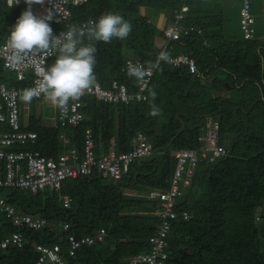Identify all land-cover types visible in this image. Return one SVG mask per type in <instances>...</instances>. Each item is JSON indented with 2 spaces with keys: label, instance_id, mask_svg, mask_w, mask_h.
I'll use <instances>...</instances> for the list:
<instances>
[{
  "label": "trees",
  "instance_id": "1",
  "mask_svg": "<svg viewBox=\"0 0 264 264\" xmlns=\"http://www.w3.org/2000/svg\"><path fill=\"white\" fill-rule=\"evenodd\" d=\"M237 1L87 0L72 7V26L97 20L107 12L121 14L132 25L124 39L95 41L86 33L83 37V43L97 49L95 82L104 87L116 78L135 91L140 80L123 70L125 58L138 59L145 66L157 61L161 46L156 42L160 29L150 18L154 10L167 13L172 22L175 10L186 4L189 13L180 25L200 27L202 33L168 42L167 59L157 67L146 101L113 103L86 98V117L78 126H45L32 118L29 129L38 133L34 146L48 157L66 150L61 134L70 138L69 147L82 154L88 128L99 156L112 149L129 151L139 134L161 150L130 163L121 179H108L95 171L65 179L60 192L46 188L33 194L0 187V196L18 213L40 214L49 222L42 230L23 229L26 243L1 249L0 264H35L41 254L37 243L59 244L64 264H131L133 255L149 250L148 239L161 219L155 213L158 200L129 193L168 188L176 163L171 151L195 148L209 115L220 123V143L227 154L214 162L201 158L191 184L177 198L176 210L193 216L185 220L179 215L172 222L167 238L173 251L169 260L173 264H264V39L260 31L254 39H245L240 19L234 27L231 13ZM26 7L23 1L9 9L6 0H0L1 37L11 32ZM140 10L151 12L141 14ZM54 18L50 22L53 33L65 31L67 24ZM179 53L191 54L203 75L196 76L184 64L173 66L168 57ZM58 55L49 59L48 69ZM5 71L0 60V81L30 86L29 80L16 81L14 71L10 76ZM226 83L239 93L226 94ZM154 106L159 109L156 116L150 115ZM60 194L72 197L70 207L64 206ZM4 220H0V237L17 229ZM65 223H70L68 230L63 229ZM101 228L106 230L103 241L69 253V235L81 238Z\"/></svg>",
  "mask_w": 264,
  "mask_h": 264
},
{
  "label": "built area",
  "instance_id": "2",
  "mask_svg": "<svg viewBox=\"0 0 264 264\" xmlns=\"http://www.w3.org/2000/svg\"><path fill=\"white\" fill-rule=\"evenodd\" d=\"M20 0L18 6L22 3ZM87 0H45L39 4L43 11L54 14L55 22H65L67 30L72 27V7L81 5ZM254 0H241L240 6V27L245 39H253L256 34V17L253 12ZM13 6V7H14ZM188 6L184 4L179 10H175L174 20L164 28L166 43L161 46L157 61L153 65L145 64L131 57H126L122 68L129 69L130 66L142 67L147 75L140 79L138 88L129 91L126 83L114 78L108 87L95 82L90 88L77 99H70L64 106L51 103V109L56 113L58 122L61 125L72 124L78 126L85 118L83 106L86 98L92 100L107 101L113 103H129L135 101H146V92L150 81L161 61V54L165 55V49L169 41L178 40L183 35H190L193 32L201 34L202 29L194 25L182 26L180 22L187 17ZM93 21V20H91ZM87 21L77 24V27L87 25ZM63 31V32H65ZM9 33L0 38V60L4 68L16 73L15 80H29L30 86L9 85V82L0 81V187L7 189L29 190L33 194L42 189L61 190L62 183L67 178H74L81 174H91L97 171L108 179H121L129 170L130 163L143 158L150 157L157 153L147 138L139 134L136 142L129 151H109L99 156L95 152L93 133L90 128L85 131L84 150L82 154L77 148L69 147L70 138L61 134L65 151L57 157H48L42 154L34 146L38 133L29 129L30 125L25 121L24 102H29L33 97L42 99L48 98L42 90L44 76L48 70V61L58 51L41 52L33 50L29 52L20 62H15L13 57L15 51L8 43ZM206 43V41L204 42ZM166 56V55H165ZM168 61L176 66L186 65L191 73L202 76L195 58L188 53L171 55ZM26 90H35L36 95L30 100H25ZM199 144L194 149H178L172 152L176 158L175 169L169 188L160 191L151 190L146 194H138L149 199H157L159 206L155 211L161 219L156 232L150 236L148 242L150 248L130 258L131 264H171L169 257L171 246L167 240L171 231L172 222L181 215L183 219L190 220L193 214L189 211L179 212L176 210V200L186 191L191 184L196 164L201 158L214 162L218 157H224L227 149L220 143V123L211 115L206 117L205 126L198 136ZM210 154V155H209ZM63 204L70 207L72 197L60 194ZM0 211L4 213V219L14 225L17 229L5 234L0 238V250L8 247H23L26 238L23 229L42 230L48 224V219L42 215L18 213L13 204L5 196H0ZM4 220V221H5ZM70 223L63 224V229L68 230ZM106 236L105 228L98 232L78 238L76 235H69L71 255L82 245H94L101 242ZM36 248L40 251L39 259L35 264H64L62 248L59 244L45 245L37 243Z\"/></svg>",
  "mask_w": 264,
  "mask_h": 264
},
{
  "label": "clouds",
  "instance_id": "3",
  "mask_svg": "<svg viewBox=\"0 0 264 264\" xmlns=\"http://www.w3.org/2000/svg\"><path fill=\"white\" fill-rule=\"evenodd\" d=\"M23 1L27 7L21 12L8 38L10 47L15 51L13 60L15 62H20L24 56L33 50H39L41 52H52L53 50H57L59 55L55 63L50 66L44 76L42 90L46 92L47 97L53 103L61 106H64L70 99L74 100L79 98L84 91L90 88L95 82L94 66L96 64L95 53L97 49L94 44L83 43L85 33L89 40L109 42L113 38L124 39L132 30L131 23L121 14L107 12L101 15L97 20L90 21L83 27L72 26L65 32L54 34L50 23L54 18V14L47 12L43 16H38L32 10V5L37 4L39 6V4H44L45 0ZM19 3L20 0H6L9 9ZM39 9H41L40 6ZM188 13L189 10L187 11V16ZM161 59H167V57L162 53ZM128 74L136 77L138 80L143 79L147 75L146 71L138 66H130ZM36 94L35 90H26L23 98L25 100H30L32 96ZM158 114L159 109L154 106L150 115L156 116ZM58 123L57 120V124ZM155 150H157L156 154H158L161 149ZM175 150H172L171 153ZM163 189L167 188H149L148 191L143 189L140 190V193L146 194L151 190L160 191ZM172 252L171 250L170 256ZM169 263H171L170 260Z\"/></svg>",
  "mask_w": 264,
  "mask_h": 264
},
{
  "label": "rangeland",
  "instance_id": "4",
  "mask_svg": "<svg viewBox=\"0 0 264 264\" xmlns=\"http://www.w3.org/2000/svg\"><path fill=\"white\" fill-rule=\"evenodd\" d=\"M240 6H241V0H238L237 1V7L235 6L236 7L235 10L231 13L232 17H233L234 27L238 26V20L240 19V12H239ZM253 9H256V8L254 7ZM33 12L36 15H38V16H43V15H45L47 13L46 11H43V10L39 9V6L35 5V4L33 5ZM150 12H149V10H144V12L142 10H140L141 14H144V13L148 14ZM154 13L155 14L154 15L152 14L150 16V18L156 24V26H158L160 31L163 30V27L166 24L169 25L171 23V21H170L171 18L167 16L168 15L167 13L162 12L160 10H158V12H157V10H154ZM136 15H138V13ZM255 15L257 16V13H255ZM255 27H256V32L259 33V31H260L261 33H264V20H263V23H256ZM239 34H240V31H239ZM260 38L264 39V36H261V34H260ZM156 42L160 46L164 45L166 43L165 36L161 35V34L158 35V37L156 39ZM4 74L6 76H10V75H13L14 72L11 71V70L6 69ZM217 74L219 75V73H217ZM224 91H225L226 94H230V95L231 94L236 95V94L239 93V90H234V88H231L228 83H226V90H224ZM44 101H46V98H42L41 100H37L35 98L31 99L30 102L28 103V105L30 106L29 112L31 114H37V115H39L40 112H45L46 115H50L51 109H48V105L46 103H44ZM42 121H44V119ZM112 150L115 151L114 149H112ZM143 158H147V157H143ZM137 160H139V159H137ZM129 194L130 195H138L140 193L131 192ZM0 220L1 221L4 220V213L1 212V211H0Z\"/></svg>",
  "mask_w": 264,
  "mask_h": 264
},
{
  "label": "crops",
  "instance_id": "5",
  "mask_svg": "<svg viewBox=\"0 0 264 264\" xmlns=\"http://www.w3.org/2000/svg\"><path fill=\"white\" fill-rule=\"evenodd\" d=\"M256 8V9H253V12L254 13H257V23H263V20H264V0H255L253 1V8ZM167 26V24L163 27L165 28ZM261 33V32H260ZM5 36V35H4ZM4 36H0V38H3ZM261 36H264V33H261ZM6 82V81H4ZM33 99V98H32ZM37 100H41V99H38V98H35ZM30 102V101H29ZM29 102H24L23 105H24V108H25V113H27L25 115V121L27 123H29V125H31V122H32V118L34 117L36 120H40V123L42 125H50V126H54L55 124H57V117H56V113L53 112L51 110V113L50 115H46L45 112H40L39 115L37 114H31L29 112L30 110V106L28 105ZM44 103H46L48 105V109H52L53 106H52V101L49 99V98H46V101H44ZM44 119V121H42ZM30 127V126H29ZM3 221V220H2ZM1 238V237H0Z\"/></svg>",
  "mask_w": 264,
  "mask_h": 264
},
{
  "label": "water",
  "instance_id": "6",
  "mask_svg": "<svg viewBox=\"0 0 264 264\" xmlns=\"http://www.w3.org/2000/svg\"><path fill=\"white\" fill-rule=\"evenodd\" d=\"M160 34L163 35V34H164V30H161V31H160Z\"/></svg>",
  "mask_w": 264,
  "mask_h": 264
}]
</instances>
